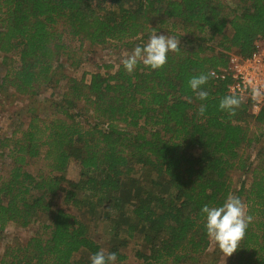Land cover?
<instances>
[{
  "label": "trees",
  "instance_id": "16d2710c",
  "mask_svg": "<svg viewBox=\"0 0 264 264\" xmlns=\"http://www.w3.org/2000/svg\"><path fill=\"white\" fill-rule=\"evenodd\" d=\"M164 31L179 50L161 69L107 65L88 81L57 72L67 34L131 46ZM262 39L264 0H0V86L35 96L66 79L51 114L33 110L0 135L9 159L0 173V242L11 223L37 225L25 242L4 246L0 264H91L99 251L116 253L115 264H221L200 210L229 196L252 220L223 264H264V108L254 115L241 101L234 113L221 110L231 94L216 76L231 53L249 56ZM208 73L202 101L189 81ZM34 159L45 164L31 169Z\"/></svg>",
  "mask_w": 264,
  "mask_h": 264
},
{
  "label": "rangeland",
  "instance_id": "374dc122",
  "mask_svg": "<svg viewBox=\"0 0 264 264\" xmlns=\"http://www.w3.org/2000/svg\"><path fill=\"white\" fill-rule=\"evenodd\" d=\"M158 35L164 34L168 36H174L172 34L164 32H155ZM154 33V34H155ZM178 39V38H177ZM148 40H141L134 43L131 46H121L119 44H105V45H92L88 41H81L79 38H73L70 35L65 36V41L69 44V54L62 55L59 63L61 64L57 70L59 75H66L68 78H85L87 81L94 72H107L105 66L112 65L113 68L109 69L110 72L116 70V68L122 64V60L129 55L137 45H142ZM179 40V39H178ZM2 55L0 54V83L5 74L6 68L2 65ZM66 89V79H64L58 86H49L40 90L38 95L35 96H20L9 85L0 86V135L2 138L9 136L15 128H18L20 124L26 123L28 117L33 110H37L41 116H47L52 112V102L58 101L61 98V94ZM263 138L259 146H264V130L260 131ZM2 151L0 150V153ZM258 149L256 147L250 148L247 151V155H251L252 159L256 158ZM9 163V159L0 155V173L5 172V164ZM33 164L31 169L37 170L45 164L41 159L32 160ZM71 164H76L75 162ZM239 175V174H238ZM136 176H139L137 174ZM68 177L74 179L77 177V170L75 167L69 169ZM236 182L238 176L236 177ZM59 202V200H57ZM37 225L30 228H21L13 223L9 224L5 231V240L0 242V252L4 246L10 242H25L33 232L36 230ZM105 226L98 227L99 236L103 238L104 248L109 245V236L105 234ZM136 241L134 240L129 247H127V253L130 254L129 260L133 256V250L136 249ZM107 250V249H106ZM214 251V247L210 249ZM213 253V252H212ZM220 258L221 264L227 261L228 257L223 254Z\"/></svg>",
  "mask_w": 264,
  "mask_h": 264
},
{
  "label": "clouds",
  "instance_id": "9594fccd",
  "mask_svg": "<svg viewBox=\"0 0 264 264\" xmlns=\"http://www.w3.org/2000/svg\"><path fill=\"white\" fill-rule=\"evenodd\" d=\"M179 50V40L174 36L167 34H150L146 43L137 45L134 50L122 60L124 69L128 73H133L137 65L142 63L151 70L161 69L167 63V57L170 52ZM214 73L207 75L201 74L193 77L189 85L200 100H206L208 92L203 90L209 77ZM241 99L235 95L225 96L220 102V109L229 113H234L239 107ZM203 114L205 108L199 109ZM201 214L204 217V227L207 235L213 239L219 250L225 257L231 256L240 247V241L245 237L247 228L251 223L252 217L246 214L245 205L239 197L229 196L222 205L209 206L205 204L201 208ZM91 264H115L117 255L114 252L105 253L99 251L90 257Z\"/></svg>",
  "mask_w": 264,
  "mask_h": 264
},
{
  "label": "built area",
  "instance_id": "2783aa9c",
  "mask_svg": "<svg viewBox=\"0 0 264 264\" xmlns=\"http://www.w3.org/2000/svg\"><path fill=\"white\" fill-rule=\"evenodd\" d=\"M228 82V93L249 103V111L257 115L264 108V39L256 42L249 56L231 53L227 66L216 74Z\"/></svg>",
  "mask_w": 264,
  "mask_h": 264
}]
</instances>
